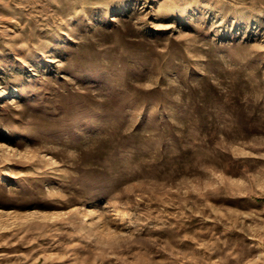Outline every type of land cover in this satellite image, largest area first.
<instances>
[{
    "label": "rangeland",
    "instance_id": "obj_1",
    "mask_svg": "<svg viewBox=\"0 0 264 264\" xmlns=\"http://www.w3.org/2000/svg\"><path fill=\"white\" fill-rule=\"evenodd\" d=\"M0 264H264V0H0Z\"/></svg>",
    "mask_w": 264,
    "mask_h": 264
}]
</instances>
